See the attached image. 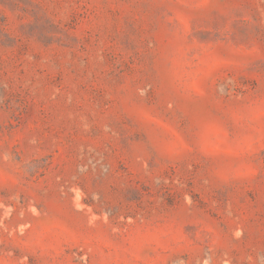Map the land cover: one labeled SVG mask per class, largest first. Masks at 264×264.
<instances>
[{
  "label": "rangeland",
  "instance_id": "374dc122",
  "mask_svg": "<svg viewBox=\"0 0 264 264\" xmlns=\"http://www.w3.org/2000/svg\"><path fill=\"white\" fill-rule=\"evenodd\" d=\"M0 264H264V0H0Z\"/></svg>",
  "mask_w": 264,
  "mask_h": 264
}]
</instances>
